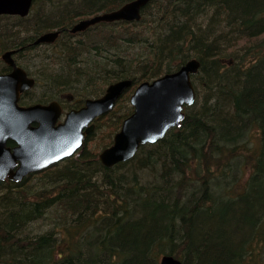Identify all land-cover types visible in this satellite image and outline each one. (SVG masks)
I'll return each instance as SVG.
<instances>
[{
	"label": "trees",
	"instance_id": "obj_1",
	"mask_svg": "<svg viewBox=\"0 0 264 264\" xmlns=\"http://www.w3.org/2000/svg\"><path fill=\"white\" fill-rule=\"evenodd\" d=\"M128 1L34 0L25 17L0 15V51L25 52L34 49L27 39L61 31L51 44L61 67L39 76L43 99L68 85L87 92L101 81L104 92L130 78L117 107L191 54L201 62L181 125L131 159L107 167L85 147L36 173L46 177L38 194L25 187L36 174L0 187V264H160L163 254L182 264H264V0H151L140 20L69 33L80 17ZM40 219L47 228L32 230Z\"/></svg>",
	"mask_w": 264,
	"mask_h": 264
},
{
	"label": "water",
	"instance_id": "obj_2",
	"mask_svg": "<svg viewBox=\"0 0 264 264\" xmlns=\"http://www.w3.org/2000/svg\"><path fill=\"white\" fill-rule=\"evenodd\" d=\"M149 1L130 0L117 9L82 18L69 32H82L100 22L140 20L142 9ZM33 3L34 0H0V15L25 17ZM60 32L57 29L43 32L35 42L53 43ZM16 51L8 49L1 55L11 70L0 72V180L10 174L19 181L85 147L88 135L95 128V118L112 110L133 82L125 78L110 83L101 96L87 98L83 106L70 110L59 122L62 107L56 100L19 104L21 94L33 88L36 79L17 63ZM200 66V60L193 57L176 70L138 84L130 96L133 111L122 121L112 144L99 153L100 161L107 167L127 161L135 156L141 145L155 143L170 129L181 125L186 115L185 107L193 105L197 99L193 75L199 72ZM7 139L17 142L13 152L6 147ZM17 161L20 165L14 171ZM160 264H182V260L172 254H163Z\"/></svg>",
	"mask_w": 264,
	"mask_h": 264
},
{
	"label": "rangeland",
	"instance_id": "obj_3",
	"mask_svg": "<svg viewBox=\"0 0 264 264\" xmlns=\"http://www.w3.org/2000/svg\"><path fill=\"white\" fill-rule=\"evenodd\" d=\"M79 20V19H78ZM77 20V21H78ZM9 21L12 23L13 19H3L1 20V23H6ZM120 29V28H118ZM54 29H49L46 31H50ZM70 33V32H69ZM85 33V32H84ZM82 35H77V36H72L70 39H73L74 41L77 39H85L88 37V33ZM67 35L63 36V39H60L58 41L59 44H62L63 42H68L69 40L66 38L68 37ZM52 43H46L39 45V47L34 48V49H27L25 50L24 54L18 55L17 56V61L20 65L25 67L32 75L37 77V84L32 90H30L26 94V99H29L31 102H38L43 99L44 94L46 93V86H44V79L40 78L39 76L41 75H50L51 73H57L58 69L61 67V63L58 62L59 58L53 55L52 51ZM8 50V49H7ZM6 51L2 50L0 51V72L6 70L8 68L7 64L5 61L2 59L1 55L2 53ZM245 50L240 51V53L235 54L236 57L241 56ZM26 53V54H25ZM231 54L224 56L223 61L224 63H227L229 60H232ZM190 58V57H189ZM57 70V71H56ZM198 82V99H200V102L204 99L205 96V90L203 89L204 84H202V79ZM78 86H83V85H78ZM102 87V82L99 81L96 83L94 86L90 87L89 93L86 92V90H82V92L76 91L75 89H66L64 91H57L56 95L60 96L62 93L64 94H72L75 96L76 102L78 99L84 100L87 97H93V96H98L103 93ZM78 88V87H77ZM106 88V87H105ZM79 89V88H78ZM92 90V91H91ZM94 92V93H93ZM55 94V93H52ZM51 94V95H52ZM54 96V95H53ZM52 96V97H53ZM43 101V100H42ZM116 108V109H115ZM113 110H115L111 114H105L103 115L99 120H96V128L95 130L90 134V137L87 141L86 148L88 151L91 152H99L106 146L109 145L112 142L113 136L115 131L113 132L115 125L117 126L119 122H121V118L119 115L124 116L123 114L129 111L132 108V105L130 103V100H123L119 106L115 107ZM255 141V138L253 139ZM249 145H254L253 143L250 142ZM78 153V152H77ZM63 162V161H62ZM248 164L247 165H240V170L238 171V179L240 182H242L247 176H248ZM247 167V168H246ZM247 169V171H245ZM46 177L43 176V174H36L35 176L30 179V181L26 184L25 186L28 191V194L35 195L38 194L41 191L40 185L45 182ZM236 178V177H235ZM24 187V188H25ZM5 190L4 188H2ZM0 189V194H2L4 191ZM47 228V224L44 219H40L39 221H36L32 224L31 229L32 230H44ZM248 231V229H247ZM249 232V231H248ZM247 232V233H248Z\"/></svg>",
	"mask_w": 264,
	"mask_h": 264
},
{
	"label": "flooded vegetation",
	"instance_id": "obj_4",
	"mask_svg": "<svg viewBox=\"0 0 264 264\" xmlns=\"http://www.w3.org/2000/svg\"><path fill=\"white\" fill-rule=\"evenodd\" d=\"M10 70H11V67L8 66V68L5 71H10ZM27 93H28V91L24 92L21 95V98L19 100V104L20 105H28V104L33 103V102L29 101V99H26V97H27L26 94ZM53 100L58 101L60 103L61 107H62L63 116L61 117L60 120L64 119V116H65V114L68 111H70L72 109L79 108L85 103V99L84 100L78 99V101L76 102L74 95L65 94V93L64 94L62 93V95L57 96V97L43 99V101L41 100L40 102L49 103V102H51ZM16 146H17V142L16 141H14L13 139H7L6 147H8L11 152L14 151V147H16ZM19 165H20V161H17V163L15 164L13 170L16 171L17 168L19 167ZM36 173H33V174H36ZM31 175H32V173L31 174L29 173L26 176H24V178H22L21 180L16 181L13 178H11L10 174H7L4 179L0 180V187H2V185H4V184H13V183L21 182V181L25 180L28 176H31Z\"/></svg>",
	"mask_w": 264,
	"mask_h": 264
},
{
	"label": "bare ground",
	"instance_id": "obj_5",
	"mask_svg": "<svg viewBox=\"0 0 264 264\" xmlns=\"http://www.w3.org/2000/svg\"><path fill=\"white\" fill-rule=\"evenodd\" d=\"M151 1H149L145 6H147L149 3H150ZM117 9V8H116ZM156 10L155 9H153V8H151V9H147V12H155ZM172 16V15H171ZM87 17H89V15H86V16H82V17H80L79 19H82V18H87ZM170 18V17H169ZM72 26H73V24H72ZM71 27H69V28H67L68 30L70 29ZM71 33V32H70ZM73 34V33H72ZM37 39V38H36ZM36 39H34L33 40V43L30 41V39H27V41H28V46H34V48L35 47H39V45H42V44H45V43H36L35 41H36ZM32 43V44H31ZM32 48V47H31ZM133 48V47H132ZM22 50L21 51H19V49H17V51L14 53V57H16L17 58V56L18 55H21V54H24V49L23 48H21ZM26 54V53H25ZM193 57H195V58H197L196 56H194V55H190V58H193ZM190 58H188V60L190 59ZM198 59V58H197ZM73 79V78H72ZM71 82H72V80H71ZM67 87H69L70 89H75L76 91H79V92H82V90H83V87L82 86H78V85H68ZM79 89H78V88ZM196 102V101H195ZM5 188V187H4ZM223 201H225V200H223Z\"/></svg>",
	"mask_w": 264,
	"mask_h": 264
}]
</instances>
